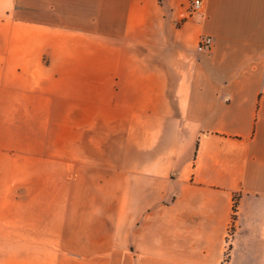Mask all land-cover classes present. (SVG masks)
Wrapping results in <instances>:
<instances>
[{
  "label": "crops",
  "instance_id": "0c3cea01",
  "mask_svg": "<svg viewBox=\"0 0 264 264\" xmlns=\"http://www.w3.org/2000/svg\"><path fill=\"white\" fill-rule=\"evenodd\" d=\"M193 2L0 0V114L57 164L0 264H264V0Z\"/></svg>",
  "mask_w": 264,
  "mask_h": 264
},
{
  "label": "rangeland",
  "instance_id": "374dc122",
  "mask_svg": "<svg viewBox=\"0 0 264 264\" xmlns=\"http://www.w3.org/2000/svg\"><path fill=\"white\" fill-rule=\"evenodd\" d=\"M43 121L44 116L40 115L39 124ZM19 127L14 113L0 114V215L2 210L14 209L13 199L18 196L16 188L37 186L38 177L46 176L48 166L57 165L37 162L35 156L48 150L43 144L41 132L30 129L20 131ZM3 204L5 208H1ZM13 230V227L0 226V238L12 235ZM3 245L13 247L14 244Z\"/></svg>",
  "mask_w": 264,
  "mask_h": 264
},
{
  "label": "built area",
  "instance_id": "2783aa9c",
  "mask_svg": "<svg viewBox=\"0 0 264 264\" xmlns=\"http://www.w3.org/2000/svg\"><path fill=\"white\" fill-rule=\"evenodd\" d=\"M201 6V0H194L193 5H192V10L196 11L200 8ZM213 43V38L211 36L203 35L200 39L199 43V49L200 50H208L211 48ZM227 263V258L224 261V264Z\"/></svg>",
  "mask_w": 264,
  "mask_h": 264
},
{
  "label": "trees",
  "instance_id": "16d2710c",
  "mask_svg": "<svg viewBox=\"0 0 264 264\" xmlns=\"http://www.w3.org/2000/svg\"><path fill=\"white\" fill-rule=\"evenodd\" d=\"M235 198H236V200H235V202H234V214H233V221H235V219H236L235 211H236V209H237L238 195H235ZM233 229H234V228H233Z\"/></svg>",
  "mask_w": 264,
  "mask_h": 264
}]
</instances>
